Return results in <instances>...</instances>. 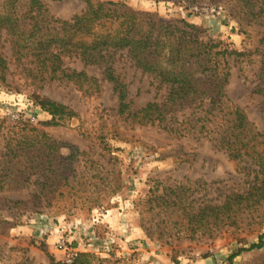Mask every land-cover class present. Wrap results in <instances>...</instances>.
Wrapping results in <instances>:
<instances>
[{
  "label": "rangeland",
  "instance_id": "1",
  "mask_svg": "<svg viewBox=\"0 0 264 264\" xmlns=\"http://www.w3.org/2000/svg\"><path fill=\"white\" fill-rule=\"evenodd\" d=\"M101 1L154 13L165 21L185 20L231 48L255 52L232 64L226 93L264 134L263 99L254 92L264 28L248 26L235 1L205 0L190 7L183 0ZM44 2L63 20L85 9L82 0ZM1 47L8 70L7 82L0 81V264H49L50 258L63 263L60 240L79 254L91 255V264H198L207 257L215 264H264V249L230 261L240 249L259 242L264 211L243 233L213 226L193 234L183 214L165 202L178 201L177 195L167 196L177 192L189 209L220 205L252 179L245 162L231 160L201 137H170L156 126L120 120L113 86L97 68L87 72L101 80L100 93L71 83L40 88L17 63L5 37ZM119 55L115 68L133 106L155 101L152 78ZM69 66L82 70L77 63ZM34 93L72 108L78 117L46 126L52 117L36 104ZM22 136L23 156L6 157L5 139L16 145Z\"/></svg>",
  "mask_w": 264,
  "mask_h": 264
},
{
  "label": "trees",
  "instance_id": "2",
  "mask_svg": "<svg viewBox=\"0 0 264 264\" xmlns=\"http://www.w3.org/2000/svg\"><path fill=\"white\" fill-rule=\"evenodd\" d=\"M82 1L84 11L63 20L52 15L44 0H0V39L6 38L17 63L40 88L71 83L84 92L100 93L101 80L87 72L88 68H97L103 80L113 86L120 120L132 126H156L170 137H201L231 160L245 162L252 179L243 191L231 194L222 204L189 209L177 192L167 196L177 195L178 201L165 202L169 209L183 214L193 234L205 233L213 226L216 231L234 228L242 233L254 227L257 215L264 211V134L257 132L244 110L232 102L226 87L232 64L239 65L243 58L256 53L231 48L185 20L165 21L157 14L112 1ZM183 1L190 7L205 0ZM229 1L243 10L248 26L264 28V0ZM118 54L152 78L155 101L141 108L133 106L127 85L115 68ZM259 54V83L254 92L263 99L264 116V53ZM71 63L80 64L82 70L70 67ZM7 70L1 47L0 81L4 84ZM33 98L52 117L46 126L64 125L78 117L72 108L38 93ZM2 130L0 122V135ZM23 138L16 145L15 140L5 139L6 157L23 156L26 136ZM262 249L264 234L258 243L233 254L230 261L243 252ZM90 258L89 254H80L74 264H91ZM49 264L63 263L50 258Z\"/></svg>",
  "mask_w": 264,
  "mask_h": 264
},
{
  "label": "built area",
  "instance_id": "3",
  "mask_svg": "<svg viewBox=\"0 0 264 264\" xmlns=\"http://www.w3.org/2000/svg\"><path fill=\"white\" fill-rule=\"evenodd\" d=\"M58 249L64 254L63 264H74L80 255L77 250L70 249L64 240L59 241Z\"/></svg>",
  "mask_w": 264,
  "mask_h": 264
},
{
  "label": "crops",
  "instance_id": "4",
  "mask_svg": "<svg viewBox=\"0 0 264 264\" xmlns=\"http://www.w3.org/2000/svg\"><path fill=\"white\" fill-rule=\"evenodd\" d=\"M198 264H215V259L213 257H207L205 259L199 260Z\"/></svg>",
  "mask_w": 264,
  "mask_h": 264
}]
</instances>
